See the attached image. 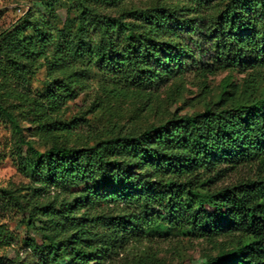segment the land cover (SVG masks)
<instances>
[{"label":"trees","instance_id":"1","mask_svg":"<svg viewBox=\"0 0 264 264\" xmlns=\"http://www.w3.org/2000/svg\"><path fill=\"white\" fill-rule=\"evenodd\" d=\"M71 1L62 24V0L45 1L48 33L26 36V21L3 32L0 56L24 75L51 48L54 60L143 89L197 65L206 50L214 54V70L264 69V0H229L210 21L212 38L203 31V15L215 0H168L186 5L140 10H123L119 0ZM256 91L252 84L245 100L231 106L221 99L92 146L53 145L44 152L24 140L15 117L0 107L34 158L30 168L20 162L30 182L26 209L19 205L28 231L38 234L24 238L25 248L37 264H59L66 253V264H104L145 226L163 223L214 243L226 239L205 264H264V96L253 97ZM81 122L52 129L73 131ZM243 169L250 174L226 182ZM0 264L22 263L4 255Z\"/></svg>","mask_w":264,"mask_h":264},{"label":"rangeland","instance_id":"2","mask_svg":"<svg viewBox=\"0 0 264 264\" xmlns=\"http://www.w3.org/2000/svg\"><path fill=\"white\" fill-rule=\"evenodd\" d=\"M46 0H0V35L27 22L26 36L32 37L46 27L50 18L45 10ZM123 10L146 9L159 3L178 6L168 0H119ZM229 0H215L203 15V31L215 36L210 21L215 20ZM71 0H62L58 7L61 24L67 17ZM186 5V3H182ZM72 16H76L73 11ZM194 22V17H188ZM61 24H59L61 26ZM205 50L210 42L206 41ZM51 48L43 57L27 64L23 75L12 60L0 56V107L14 117L24 140L44 152L53 145L87 147L108 138L118 131L144 130L159 125L173 115L202 112L221 99L229 106L245 100L247 86L257 89L253 97L264 96V69L219 68L214 54L204 52L197 65L190 66L174 78L164 80L151 89L139 88L132 83H117L93 68L72 64L64 59H52ZM47 57V58H46ZM49 63L52 66H49ZM84 70V72H83ZM82 119L73 131L53 130V123H68ZM84 121V122H83ZM21 158L32 166L34 158L20 143L14 124L0 109V256L15 255L22 264H37L38 258L25 248L28 234L25 209L28 203L26 188L30 182L22 169ZM250 174L243 169L226 182ZM22 204L24 208H21ZM226 239L217 242L184 235L180 228L168 224L145 226L143 233L133 236L127 243L109 254L104 264H205L209 257L219 253ZM64 254V253H63ZM67 254V253H66ZM65 254V256H66ZM63 255L59 264H66Z\"/></svg>","mask_w":264,"mask_h":264}]
</instances>
